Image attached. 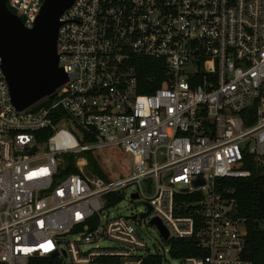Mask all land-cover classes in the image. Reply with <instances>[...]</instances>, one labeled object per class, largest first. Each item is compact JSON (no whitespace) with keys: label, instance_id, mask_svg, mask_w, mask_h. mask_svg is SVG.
I'll list each match as a JSON object with an SVG mask.
<instances>
[{"label":"built area","instance_id":"obj_1","mask_svg":"<svg viewBox=\"0 0 264 264\" xmlns=\"http://www.w3.org/2000/svg\"><path fill=\"white\" fill-rule=\"evenodd\" d=\"M44 2L7 5L32 28ZM60 22L68 80L53 99L19 110L0 56V264L141 262L153 253L134 222L154 217L168 240L194 239L206 250L182 264H254L244 254L248 217L229 180L264 177V0H75ZM144 58L162 61L159 85L140 78ZM108 147L131 157L116 181L86 174L77 156ZM63 154H74L79 172H61ZM131 184L151 213L106 216L101 197ZM96 214L100 224L88 230ZM81 224V236L67 240Z\"/></svg>","mask_w":264,"mask_h":264},{"label":"water","instance_id":"obj_2","mask_svg":"<svg viewBox=\"0 0 264 264\" xmlns=\"http://www.w3.org/2000/svg\"><path fill=\"white\" fill-rule=\"evenodd\" d=\"M74 1L45 0L34 26L28 28L9 9L7 0H0V56L11 99L19 110L47 97L53 99L57 89L68 80L67 73L59 64L57 40L61 15ZM137 197V193L132 194V198ZM259 202L264 209L263 186L259 190ZM146 205L147 211L141 213L142 218L147 217L152 210L149 204ZM150 222L168 240L169 231L162 220L154 217ZM86 224L88 230L96 229L100 224V216L96 214ZM84 230V224H81L73 232Z\"/></svg>","mask_w":264,"mask_h":264},{"label":"trees","instance_id":"obj_3","mask_svg":"<svg viewBox=\"0 0 264 264\" xmlns=\"http://www.w3.org/2000/svg\"><path fill=\"white\" fill-rule=\"evenodd\" d=\"M139 69L140 78L146 79L148 76H156L158 79V85L163 79V63L162 61L155 59H139L136 61ZM153 88L141 89V93L151 92ZM47 102H43L46 104ZM51 135L52 131L44 130L39 132ZM88 161L97 175L105 177L99 168L97 161L91 157ZM79 172L77 166L74 163L73 157L69 156V162L67 167L62 171L64 175ZM232 183L233 189H235V196L239 202L240 214L248 217V232H247V246L245 250V257L251 259L254 264H264V228L261 227L258 219L261 218L263 210L259 202V190L264 187V177L259 175L256 171L243 178L229 180ZM116 202H119L120 193H114L109 195ZM164 244L169 247L171 257L180 259L187 256H199L205 255L206 250L199 247L194 239H178L171 238L165 241ZM105 262L117 263L118 257H106L103 258ZM29 264H61L60 259L57 256H45L31 258ZM141 264H164V258L161 255L150 254L146 255Z\"/></svg>","mask_w":264,"mask_h":264},{"label":"rangeland","instance_id":"obj_4","mask_svg":"<svg viewBox=\"0 0 264 264\" xmlns=\"http://www.w3.org/2000/svg\"><path fill=\"white\" fill-rule=\"evenodd\" d=\"M42 149L44 151H48V144H43ZM69 156L73 157L74 163L76 165L77 159L74 154H63L60 156L62 159L60 163L61 172L67 167V164L69 162ZM77 156H83L87 160V162L92 159L91 157H93V159L98 162L100 166L99 168L101 169L105 178L110 181H116L120 178L125 177L129 173L130 168L132 166L131 157L123 153L118 147L95 149L90 152L79 153L77 154ZM85 159L80 158L79 164H85ZM40 162H45V159L40 160ZM84 172L88 175L96 174L90 164L84 167ZM143 186L144 188L146 187L145 182L143 183ZM137 188V184H131L123 188L120 193L119 202H116V200L112 199L110 196L101 197L105 215L109 216L110 218H113L118 215L130 216L136 213H142L146 211V198L142 196L139 199L133 200L131 197L132 193L136 191ZM153 192V189L149 191L147 190L145 194L147 197H149L152 195ZM134 224L141 232L144 242L151 248V252L153 254L158 251L163 254L164 251L168 250V247L162 241L161 235L156 226L146 224L145 222H143L142 224L134 222ZM78 236H81V234L72 233L67 235L66 239L73 241L76 240ZM63 244L65 245V243ZM99 244L103 246H110L112 248L118 247L115 242L107 239L100 241ZM164 261V264H182L180 259H175L171 257L168 253H166V255L164 256ZM112 264H141V262L137 258H133L130 261H125L124 258H119V262Z\"/></svg>","mask_w":264,"mask_h":264},{"label":"bare ground","instance_id":"obj_5","mask_svg":"<svg viewBox=\"0 0 264 264\" xmlns=\"http://www.w3.org/2000/svg\"><path fill=\"white\" fill-rule=\"evenodd\" d=\"M80 166H82V165H80Z\"/></svg>","mask_w":264,"mask_h":264}]
</instances>
